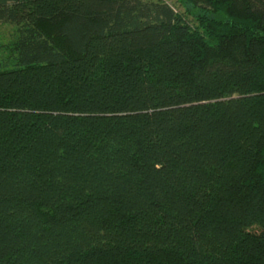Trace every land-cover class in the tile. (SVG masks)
<instances>
[{"label": "trees", "instance_id": "trees-1", "mask_svg": "<svg viewBox=\"0 0 264 264\" xmlns=\"http://www.w3.org/2000/svg\"><path fill=\"white\" fill-rule=\"evenodd\" d=\"M0 0V264H264V0Z\"/></svg>", "mask_w": 264, "mask_h": 264}, {"label": "rangeland", "instance_id": "rangeland-1", "mask_svg": "<svg viewBox=\"0 0 264 264\" xmlns=\"http://www.w3.org/2000/svg\"><path fill=\"white\" fill-rule=\"evenodd\" d=\"M169 4L179 15L186 18L188 21L195 23V18L192 16L191 9L185 3V0H162ZM15 39V28L10 25H0V62L7 57L10 45Z\"/></svg>", "mask_w": 264, "mask_h": 264}]
</instances>
